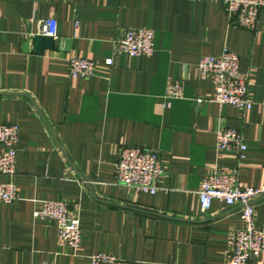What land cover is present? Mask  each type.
<instances>
[{"label":"crops","instance_id":"1","mask_svg":"<svg viewBox=\"0 0 264 264\" xmlns=\"http://www.w3.org/2000/svg\"><path fill=\"white\" fill-rule=\"evenodd\" d=\"M50 17L56 48L34 53L32 38ZM133 27L154 31L153 54L113 53V41ZM225 47L249 76V110L210 100L213 81L197 75L199 58ZM73 55L96 61L95 75L71 76ZM174 79L183 95L167 98ZM0 123L20 130L18 195L0 200V264H90L100 251L141 264H228L239 206L215 199L202 212L198 190L215 164L238 165L241 185L264 184V15L251 31L231 23L222 0H0ZM224 128L243 133L242 161L217 149ZM127 145L160 151L167 174L156 194L116 183ZM45 200L67 201L79 215L77 249L59 244L54 221L33 216ZM255 208L264 231V197ZM254 264H264V252Z\"/></svg>","mask_w":264,"mask_h":264},{"label":"built area","instance_id":"2","mask_svg":"<svg viewBox=\"0 0 264 264\" xmlns=\"http://www.w3.org/2000/svg\"><path fill=\"white\" fill-rule=\"evenodd\" d=\"M226 14L233 25L251 31L258 29L264 15V0H222ZM44 35L57 36L58 22L50 17L41 21ZM155 35L147 27L127 29L113 41V53L131 56L151 55L155 51ZM112 65L113 57L104 60ZM97 63L93 59L73 55L69 59L68 70L71 76L90 78L95 75ZM197 75L201 79L210 78L215 91L210 100L220 105H232L242 110L252 108L249 98V76L240 69L239 55L225 47L220 55H202L196 63ZM183 95L181 80H171L166 88L167 98ZM196 102L203 98L195 97ZM19 126L16 123H0V173L9 180L0 183V200L10 202L18 195L16 182V155L19 141ZM216 146L220 152L233 154L239 161L246 157L248 145L243 133L237 128H224L217 131ZM116 183L134 193L156 194L161 188L159 183L167 174L159 150L138 145L123 146L115 164ZM264 197V184L241 185L239 166L215 164L203 176L198 190L202 212H208L215 199L229 206H239L242 227L234 229L229 237L228 264H254V259L264 252V231L257 227L255 202ZM33 216L36 219L52 220L58 229V242L62 246L77 249L82 242L80 217L73 213L69 202L45 200ZM39 264H60L43 261ZM90 264H141L137 261L106 253L103 251L91 256ZM173 264V263H168Z\"/></svg>","mask_w":264,"mask_h":264},{"label":"water","instance_id":"3","mask_svg":"<svg viewBox=\"0 0 264 264\" xmlns=\"http://www.w3.org/2000/svg\"><path fill=\"white\" fill-rule=\"evenodd\" d=\"M71 42V38H66L64 42L65 50H68V46ZM30 41L27 40L23 43V49L29 51ZM54 49L56 48V39L53 36H47L44 34L34 35L32 38V52L40 54L44 49Z\"/></svg>","mask_w":264,"mask_h":264}]
</instances>
